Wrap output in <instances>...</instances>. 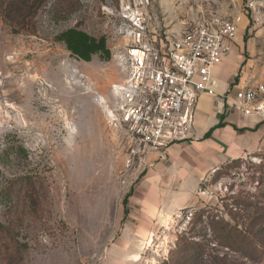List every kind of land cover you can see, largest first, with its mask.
Returning a JSON list of instances; mask_svg holds the SVG:
<instances>
[{"label":"rangeland","instance_id":"1","mask_svg":"<svg viewBox=\"0 0 264 264\" xmlns=\"http://www.w3.org/2000/svg\"><path fill=\"white\" fill-rule=\"evenodd\" d=\"M133 1L49 0L18 34L0 16V225L23 245L20 264H264V152L218 170L190 206L150 229L125 220L123 202L158 153L134 156L113 91L131 43L122 14ZM194 1L208 14L221 8ZM241 3L245 42L256 51L233 86L246 78L256 88L264 86V0ZM71 28L105 37L111 59L72 55L56 39Z\"/></svg>","mask_w":264,"mask_h":264},{"label":"built area","instance_id":"2","mask_svg":"<svg viewBox=\"0 0 264 264\" xmlns=\"http://www.w3.org/2000/svg\"><path fill=\"white\" fill-rule=\"evenodd\" d=\"M133 2L122 14L121 32L131 43L121 56L123 82L113 91L122 94L120 111L132 152H160L188 138L200 98L217 94L214 69L231 52L240 19L203 12L194 21H183L180 34L153 32L148 12L152 0ZM226 96L231 108L264 115V86Z\"/></svg>","mask_w":264,"mask_h":264},{"label":"crops","instance_id":"3","mask_svg":"<svg viewBox=\"0 0 264 264\" xmlns=\"http://www.w3.org/2000/svg\"><path fill=\"white\" fill-rule=\"evenodd\" d=\"M217 1L220 10L209 13L239 18V31L231 52L214 69L217 94L200 98L188 138L151 154L139 184L132 188L125 220L141 222L144 225L141 230L150 229L155 222L166 220L179 209L190 206L200 185L224 166L264 152V115H245L231 108L233 103L226 96L249 87L246 78L233 86L239 71L254 64V60L245 57L246 53L256 51L254 43L245 42L244 38L249 19L241 11L242 0H232L235 9L226 7L230 0ZM133 4L128 6L132 8ZM148 12L152 16L153 32L180 34L185 28L183 21H194L199 13L208 11L194 0H152ZM123 28L122 25L119 30Z\"/></svg>","mask_w":264,"mask_h":264},{"label":"trees","instance_id":"4","mask_svg":"<svg viewBox=\"0 0 264 264\" xmlns=\"http://www.w3.org/2000/svg\"><path fill=\"white\" fill-rule=\"evenodd\" d=\"M49 0H9L8 2L0 0V16L3 17L5 23L13 28V33L18 34L19 30L27 25L28 29L34 26V19L38 12L45 7ZM57 41L63 42L72 55L85 61L91 62L93 55H102L104 60L111 59V52L107 48L105 37L95 38L86 32L78 29H68L57 36ZM210 132L207 134L209 136ZM240 160H236L231 164H239ZM229 165V164H228ZM226 165V166H228ZM132 191L125 198L123 205L125 217L128 216V202ZM243 204L253 205L252 202H244ZM126 219V218H125ZM237 233L242 234L237 227ZM23 245L14 242L11 229L0 225V264H20V250Z\"/></svg>","mask_w":264,"mask_h":264}]
</instances>
